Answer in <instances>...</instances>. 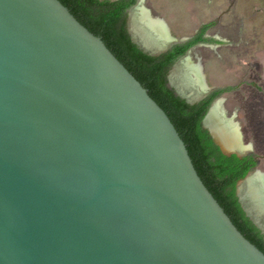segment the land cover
<instances>
[{
	"label": "water",
	"instance_id": "1",
	"mask_svg": "<svg viewBox=\"0 0 264 264\" xmlns=\"http://www.w3.org/2000/svg\"><path fill=\"white\" fill-rule=\"evenodd\" d=\"M220 99L203 127L238 154L205 125ZM0 264H264L165 111L59 0H0Z\"/></svg>",
	"mask_w": 264,
	"mask_h": 264
},
{
	"label": "rangeland",
	"instance_id": "2",
	"mask_svg": "<svg viewBox=\"0 0 264 264\" xmlns=\"http://www.w3.org/2000/svg\"><path fill=\"white\" fill-rule=\"evenodd\" d=\"M141 1L142 7L162 19L171 31L172 40H160L157 46L135 26L136 8L129 11L131 37L153 55L192 38L203 25L213 23L205 36L214 42L200 44L187 53L204 70L207 89L183 84L180 72L184 57L171 68L168 85L182 93L189 104L197 103L212 90L231 88L222 101L227 116H232L240 127L243 144L249 147L239 155L256 154L259 165L255 172L264 176V0ZM250 218L264 234V217L251 213Z\"/></svg>",
	"mask_w": 264,
	"mask_h": 264
},
{
	"label": "trees",
	"instance_id": "3",
	"mask_svg": "<svg viewBox=\"0 0 264 264\" xmlns=\"http://www.w3.org/2000/svg\"><path fill=\"white\" fill-rule=\"evenodd\" d=\"M59 1L84 27L102 39L165 111L184 141L204 185L243 236L264 253V234L247 215L236 193L238 184L258 169V156L225 154L203 127V119L212 103L232 89L212 90L202 101L189 104L168 85V74L180 58L197 45L214 42L205 36L213 23L203 25L192 38L150 55L132 40L128 30L129 11L139 0Z\"/></svg>",
	"mask_w": 264,
	"mask_h": 264
},
{
	"label": "bare ground",
	"instance_id": "4",
	"mask_svg": "<svg viewBox=\"0 0 264 264\" xmlns=\"http://www.w3.org/2000/svg\"><path fill=\"white\" fill-rule=\"evenodd\" d=\"M139 2L140 3L135 7V26L139 27L143 32H146L150 40L152 39L155 41L157 46H160V40L171 41L172 38L170 36L171 31L169 26L162 19L153 16L146 8L142 7L141 0H139ZM183 63L180 72L183 84L186 83L189 87L190 83L191 85H196L206 90V75L200 64L194 63L189 55L184 58ZM227 119V111L222 99H220L212 108L209 117H207L205 121V125L214 133L216 140L221 143L226 151L242 154L247 151L249 147L241 143L238 125L233 122L225 124V121H230ZM220 123L224 128L221 127ZM218 128H222L221 132ZM241 182L242 183L237 186V191L243 206L250 215L252 213L264 217V176L255 172L248 175L247 178Z\"/></svg>",
	"mask_w": 264,
	"mask_h": 264
},
{
	"label": "flooded vegetation",
	"instance_id": "5",
	"mask_svg": "<svg viewBox=\"0 0 264 264\" xmlns=\"http://www.w3.org/2000/svg\"><path fill=\"white\" fill-rule=\"evenodd\" d=\"M135 6H136V5H135ZM135 6H134V7H135ZM134 7H133V8H134ZM133 8H132V9H133ZM208 95H209V94H207L206 96H204V97H203L201 100H199L198 102H200V101H202L203 99H205ZM198 102H197V103H198Z\"/></svg>",
	"mask_w": 264,
	"mask_h": 264
}]
</instances>
